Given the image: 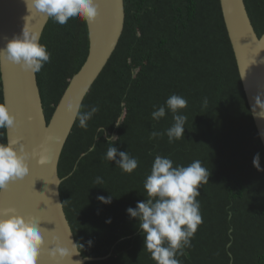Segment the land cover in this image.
I'll return each mask as SVG.
<instances>
[{
	"label": "trees",
	"instance_id": "1",
	"mask_svg": "<svg viewBox=\"0 0 264 264\" xmlns=\"http://www.w3.org/2000/svg\"><path fill=\"white\" fill-rule=\"evenodd\" d=\"M258 37L264 34V0H244ZM125 25L107 65L86 95L81 111L98 106L87 128H72L62 151L60 195L87 264H154L143 249L137 221L126 209L144 199L143 181L156 155L187 166L199 159L209 169L200 186L202 223L181 264H264V171L252 165L264 148L243 90L219 0H124ZM40 43L50 62L36 73L47 121L69 80L84 64L87 25L49 19ZM178 94L187 99L183 137L169 143L163 132L172 115L156 121L154 106ZM207 98L208 105L202 101ZM0 103H3L0 74ZM104 129V131H102ZM6 142V130H0ZM111 145L139 164L131 174L104 159ZM95 144L96 150L88 149ZM75 169V171H73ZM71 173V175H69ZM102 177L103 183H94ZM112 197L110 204L96 197ZM110 220V223L106 221ZM91 241V246L88 245Z\"/></svg>",
	"mask_w": 264,
	"mask_h": 264
},
{
	"label": "clouds",
	"instance_id": "2",
	"mask_svg": "<svg viewBox=\"0 0 264 264\" xmlns=\"http://www.w3.org/2000/svg\"><path fill=\"white\" fill-rule=\"evenodd\" d=\"M24 4L29 13L25 21L29 16L38 13L61 26L69 21L92 25L99 13L97 0H24ZM4 39L6 43L0 47V63H10L18 66L21 71L36 74L50 62L51 53L46 45L40 43L39 35L26 23L18 35ZM202 104L207 107L206 97ZM187 105L186 98L172 94L164 104L154 106L151 112L153 120L165 118L167 112L172 115L173 123L163 132L152 131L149 139L166 136L168 142L173 143L183 137L187 116L181 114V110ZM65 111L70 118L78 120L80 128L86 129L88 121L99 111V107L91 106L90 110L81 111V105L77 101L69 103ZM251 112L254 117L264 120V99L260 95L253 98ZM16 126V118L9 113L4 103H0V130L14 131ZM116 139H107L110 146L104 159L114 162L123 173L131 174L137 169L139 161L127 151H120L111 145V141ZM95 150L93 143L88 151ZM34 158L39 165L48 162V157L42 151H27L18 138H8L6 142H0V191L7 190L10 183L24 178L29 173V160ZM260 160V153H256L252 165L257 171H264ZM209 175V169L199 159L185 166L174 165L173 160L167 156L154 157L150 173L143 181L144 199L138 201L135 208L126 209L129 218L137 221L143 238V249L154 264H181L178 257L185 255L184 250L191 246V239L202 223L201 206L197 197L200 196V186L209 184ZM94 183H103V178L96 177ZM96 199L105 205L112 201L110 195H100ZM44 233L45 230L36 219L24 217L12 207L0 208V264H38L45 243ZM69 241L71 250L60 246L57 238L53 236L50 241L52 247L48 251L49 260L56 261L57 264L65 261L69 264H81L72 257L79 255L84 245L73 243L70 239ZM87 243L91 246L92 242Z\"/></svg>",
	"mask_w": 264,
	"mask_h": 264
},
{
	"label": "water",
	"instance_id": "3",
	"mask_svg": "<svg viewBox=\"0 0 264 264\" xmlns=\"http://www.w3.org/2000/svg\"><path fill=\"white\" fill-rule=\"evenodd\" d=\"M219 2L251 111L254 97L260 95L264 99V34L261 37L256 34L244 0ZM97 4L99 13L96 21L92 25L86 24L89 40L87 58L69 80L49 121L44 113L36 74L21 71L10 63H0L3 103L17 121L14 131L6 130V139L18 138L27 151L36 149L48 157L44 165L37 164L36 158L30 159L29 173L10 183L7 190L0 191V208H15L18 214L39 221L40 227L45 230V243L38 264H57L48 258L53 236L60 246L69 250V239L76 243L61 200L62 180L58 174L62 151L76 122L75 118L66 114L65 109L69 103L77 101L82 105L114 53L125 25L124 0H97ZM28 15L24 0H0V47L6 43L5 37L11 39L13 35H18L25 23L41 39L49 18L35 13L25 21ZM252 118L264 148V120L253 115ZM72 259L87 264L103 258L83 257L80 252Z\"/></svg>",
	"mask_w": 264,
	"mask_h": 264
}]
</instances>
